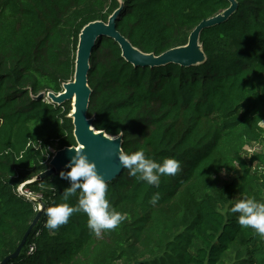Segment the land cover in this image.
<instances>
[{"label":"trees","instance_id":"1","mask_svg":"<svg viewBox=\"0 0 264 264\" xmlns=\"http://www.w3.org/2000/svg\"><path fill=\"white\" fill-rule=\"evenodd\" d=\"M236 1L227 23L202 33L201 65L134 67L113 39H97L88 76L93 127L122 135L125 153L144 148L181 169L159 188L125 169L107 198L127 218L99 236L82 212L51 233L43 214L9 264H264V237L230 212L244 197L264 202V0ZM229 8L228 0H0V264L38 213L20 186L46 207L78 203L79 193L62 200L71 185L60 173L33 181L56 152L77 147L72 103L37 98L73 82L83 29L122 10L118 32L159 57L186 47L201 22ZM253 146L261 151L248 152Z\"/></svg>","mask_w":264,"mask_h":264},{"label":"water","instance_id":"2","mask_svg":"<svg viewBox=\"0 0 264 264\" xmlns=\"http://www.w3.org/2000/svg\"><path fill=\"white\" fill-rule=\"evenodd\" d=\"M228 1L230 8L213 18L201 22L191 33L186 47L170 50L159 57L141 52L118 32L116 22L122 10H118L107 24L95 22L86 26L79 38L73 82L65 84L63 86L64 91L61 94L49 93L47 96L41 94L37 98V100L45 99V101L58 106L66 102L72 103L69 118L73 120L77 147L65 148L56 152L50 162L51 168L38 176L33 182L45 180L67 170L65 166L75 154L74 149L83 150L89 160L96 163L98 173L104 177L107 183L113 182L125 171L119 160V151H123V136L120 135L121 137L115 140V137L107 135L106 132L97 131L93 127L94 119L89 118V107L93 92L89 87L88 76L91 70V56L98 38L113 39L120 46L122 57L134 67L156 68L170 64L182 67L201 65L207 60L200 43L202 33L205 30L227 23L238 11L239 3L236 0ZM36 202L40 204L41 210L38 211L36 218L15 252L9 255L1 264H9L21 255L30 233L42 219L46 204L42 199H38Z\"/></svg>","mask_w":264,"mask_h":264},{"label":"clouds","instance_id":"3","mask_svg":"<svg viewBox=\"0 0 264 264\" xmlns=\"http://www.w3.org/2000/svg\"><path fill=\"white\" fill-rule=\"evenodd\" d=\"M113 137L116 140L121 136ZM74 150L75 154L65 166L70 171H61L60 177L69 180L71 185L64 189L62 200L68 201L70 197L79 193L78 203L75 206L68 203H54L46 207L43 213L47 217L44 228L51 233L67 224L74 213L82 212L88 217V229L99 236L104 230L117 228L127 218V215L110 205L107 198L108 183L98 173L96 163L90 161L83 150ZM119 160L130 176L157 188L160 186L161 177L174 176L181 169V162L176 158L169 157L157 161L146 155L144 148L130 154L119 151ZM159 199L160 193L157 192L153 194L149 202L155 206ZM230 212L238 214L237 220L242 228H251L264 237V202L254 197H244L233 204Z\"/></svg>","mask_w":264,"mask_h":264},{"label":"built area","instance_id":"4","mask_svg":"<svg viewBox=\"0 0 264 264\" xmlns=\"http://www.w3.org/2000/svg\"><path fill=\"white\" fill-rule=\"evenodd\" d=\"M54 153V152H53ZM26 185L27 184H24L22 186H20L18 189H17V194L22 197V198H25L26 200H29V201H32V202H35V204H37L36 200L38 199H42L41 196L39 195H36L34 194L33 192H31L29 189L26 188ZM38 207V205H37ZM40 208V206H39ZM37 208V210L39 211L40 209Z\"/></svg>","mask_w":264,"mask_h":264},{"label":"rangeland","instance_id":"5","mask_svg":"<svg viewBox=\"0 0 264 264\" xmlns=\"http://www.w3.org/2000/svg\"><path fill=\"white\" fill-rule=\"evenodd\" d=\"M262 126L264 127V123L262 124ZM254 151H261V147L260 146H253V147H251V148L248 149V152H250V153L251 152H254ZM233 178H234V176H229V175H226V174L223 175V179L224 180H232ZM37 205H38L37 208H39L40 204L37 203ZM39 209L41 210V206H40Z\"/></svg>","mask_w":264,"mask_h":264}]
</instances>
